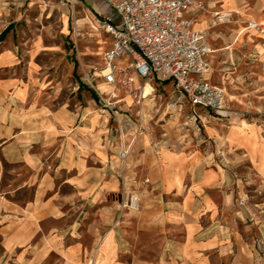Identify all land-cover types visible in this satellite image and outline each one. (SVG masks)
<instances>
[{
    "label": "rangeland",
    "instance_id": "rangeland-1",
    "mask_svg": "<svg viewBox=\"0 0 264 264\" xmlns=\"http://www.w3.org/2000/svg\"><path fill=\"white\" fill-rule=\"evenodd\" d=\"M205 1L225 106L194 119L101 92L108 0H0V264H264V0Z\"/></svg>",
    "mask_w": 264,
    "mask_h": 264
},
{
    "label": "built area",
    "instance_id": "built-area-1",
    "mask_svg": "<svg viewBox=\"0 0 264 264\" xmlns=\"http://www.w3.org/2000/svg\"><path fill=\"white\" fill-rule=\"evenodd\" d=\"M108 2L115 17L98 18L110 36L103 54L106 83L137 101L147 97V85L168 86L174 105L188 106L194 119L200 111L224 108L225 89L210 79L215 50L209 29L230 21L227 13L205 0ZM131 203L137 206L136 199Z\"/></svg>",
    "mask_w": 264,
    "mask_h": 264
},
{
    "label": "crops",
    "instance_id": "crops-1",
    "mask_svg": "<svg viewBox=\"0 0 264 264\" xmlns=\"http://www.w3.org/2000/svg\"><path fill=\"white\" fill-rule=\"evenodd\" d=\"M91 8V7H93V5H88V8ZM81 180H82V178L81 177H75V178H72V179H70V182H72V183H74L76 186L81 182ZM80 181V182H79ZM82 198V197H81ZM82 204H87L86 203V200H82V199H80L79 200V205H82ZM70 212H71V214H72V209H73V207H72V205H70ZM82 213H83V210L81 211V213H80V216L82 215ZM144 218H146L147 220L148 219H150L151 217V215L150 216H148V213L147 212H145V214H143L142 215ZM78 220V219H77ZM110 220V218L107 220V222ZM151 220V219H150ZM71 226H73V224L71 225ZM114 232H115V229H114ZM116 233L117 232H115L114 233V236H116ZM122 236H120V238H121Z\"/></svg>",
    "mask_w": 264,
    "mask_h": 264
},
{
    "label": "bare ground",
    "instance_id": "bare-ground-1",
    "mask_svg": "<svg viewBox=\"0 0 264 264\" xmlns=\"http://www.w3.org/2000/svg\"><path fill=\"white\" fill-rule=\"evenodd\" d=\"M99 89L101 90L102 93H106V92H113L114 88L111 85L108 84H103L99 87ZM151 92L150 90V85H147V87L145 88V96H147L149 93ZM115 94V93H114ZM147 106V100L143 103L142 107L143 109H145Z\"/></svg>",
    "mask_w": 264,
    "mask_h": 264
},
{
    "label": "trees",
    "instance_id": "trees-1",
    "mask_svg": "<svg viewBox=\"0 0 264 264\" xmlns=\"http://www.w3.org/2000/svg\"><path fill=\"white\" fill-rule=\"evenodd\" d=\"M99 19H100V18H99ZM9 30H10V27H7L6 29H4V31L0 34V37L5 36V35L7 34V32H9ZM74 66H75V67H74V71H76L77 63H75ZM84 86H85V85L82 84V83L79 84V88H84ZM90 92H91L92 98L95 99V100H97V99H98V96H97V94L95 93V91L90 90Z\"/></svg>",
    "mask_w": 264,
    "mask_h": 264
}]
</instances>
